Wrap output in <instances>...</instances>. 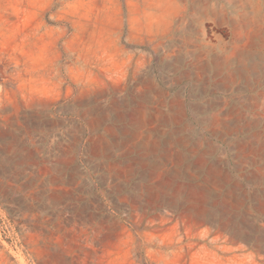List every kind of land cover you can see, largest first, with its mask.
I'll return each instance as SVG.
<instances>
[{"label":"rangeland","instance_id":"1","mask_svg":"<svg viewBox=\"0 0 264 264\" xmlns=\"http://www.w3.org/2000/svg\"><path fill=\"white\" fill-rule=\"evenodd\" d=\"M0 264H264V0H0Z\"/></svg>","mask_w":264,"mask_h":264}]
</instances>
